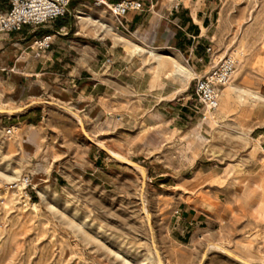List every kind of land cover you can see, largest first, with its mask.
<instances>
[{"label":"rangeland","instance_id":"rangeland-1","mask_svg":"<svg viewBox=\"0 0 264 264\" xmlns=\"http://www.w3.org/2000/svg\"><path fill=\"white\" fill-rule=\"evenodd\" d=\"M75 1L69 5L70 20L77 25L75 36L83 48L131 55L136 68L145 66L151 72L140 81L141 87L167 85L177 91L173 116H178L180 128L165 131L162 125L156 132L161 127L155 124L157 117L139 108L145 95L128 86V102L137 107L120 103L125 109L114 110L108 120L99 116L84 127L85 135L65 104L44 101L51 95L44 90L47 85L33 83L32 101L39 102H31L29 111L0 112V264H198L204 252L202 264H264V0H194V7L201 9L199 19L205 15V48H211L198 63L188 60V52L182 56L149 43L151 38H173V25L167 28L160 21L163 13L156 12L163 2L166 6L178 0H154L156 5L137 31L119 25L93 0ZM144 1L143 8L149 7V0ZM134 45L177 58L189 77L165 75L169 65L130 52ZM228 55L236 62L225 86L230 83L240 91L226 99L222 86L217 108L206 112L194 98L192 78ZM58 82L53 80L60 89ZM8 89V84L0 86L2 108L11 104L9 91H2ZM138 118L137 130L146 142L144 156L130 159L122 154V160L99 152L107 136L112 147L117 144L128 152L132 141L121 145L120 133L111 130L125 124L132 130ZM137 161L151 179L146 180L142 202V172L133 164ZM193 177L199 179L194 186ZM203 182L206 208L217 214L216 220L202 230L200 244L168 250L160 238L165 213L175 207V198ZM217 189L215 205L210 199ZM208 244L221 249H207Z\"/></svg>","mask_w":264,"mask_h":264},{"label":"crops","instance_id":"crops-1","mask_svg":"<svg viewBox=\"0 0 264 264\" xmlns=\"http://www.w3.org/2000/svg\"><path fill=\"white\" fill-rule=\"evenodd\" d=\"M115 2L117 0H110ZM145 6V1L140 0ZM154 0H149V7L144 8L142 12L129 11L121 18V23L125 29H133L137 31L147 20L153 7L156 5ZM76 2L71 1L69 5ZM147 2V1H146ZM164 4V2H163ZM160 6L156 14L163 13V21L165 26L172 24L173 38L169 40L163 37L151 38L150 44L159 48L160 46L168 47L174 51L189 53L188 60H195L196 63L204 61L205 46L208 45V35L205 31V15L199 19L200 8L194 7V0H186V4L182 0L176 3ZM9 8V0H0V11H5ZM71 11L69 6L65 15L57 19L41 25H23L17 31L0 32V86L8 84V90L11 94L10 105L0 107L7 110L8 113H16L18 109L29 111V106L34 99L33 83L44 87L50 95L47 100H56L61 104H65L72 112H74L87 129V125L96 121L100 116L105 120L112 118L111 114L114 110H123L125 106H121L124 102L127 103V108L131 107L134 110L137 107L135 102H128L127 95L129 93L128 86L138 94L145 95L141 102V109L148 110L157 117L156 132L162 130H178V116H173V107L176 106L175 96L177 91L168 89L167 85H157L155 88H149V85L141 87L140 81L151 72L147 71L146 67H135L133 61L126 54L115 56L114 53L107 50L101 54L96 48L91 45H84L82 40L75 36L78 31H75L77 25L70 20ZM169 28V27H167ZM156 33V32H155ZM74 34V36H72ZM44 36H50L49 45L46 48H37L34 41L40 40ZM207 39V40H206ZM117 45L112 44L111 49ZM156 48V47H154ZM109 51V52H108ZM173 55V54H172ZM171 57V56H170ZM105 58H109L111 63L106 64ZM154 61L161 64L168 62L170 70L171 64L166 58ZM173 60L177 58H173ZM167 65V64H166ZM153 67L156 65L153 64ZM191 68H196L194 65ZM161 66L157 67V74H160ZM164 71H167L164 69ZM163 72V71H162ZM194 73H196L193 70ZM60 89L55 88L53 80H59ZM126 83L120 84V81ZM134 80V81H132ZM55 97L57 99H55ZM30 98V99H28ZM16 106V104H18ZM53 102V101H50ZM121 103V104H120ZM120 104V105H119ZM181 105V104H178ZM172 110V111H171ZM124 114V112H123ZM14 115V114H13ZM21 115V113L19 114ZM125 115V114H124ZM116 120L122 117L120 114L115 116ZM14 120V118H12ZM139 120V121H138ZM112 121V120H111ZM141 123L138 118L132 127L128 124L112 129L120 133L121 145L128 141H132L128 152L119 145H110V136L106 137V148L113 150L121 155L132 159L135 156H144L146 142L145 137L141 136L137 130V124ZM15 122L13 124H17ZM113 123V122H112ZM165 126L167 129H165ZM130 127V128H129ZM160 129V130H159ZM91 130L88 133L91 135ZM129 135V136H128ZM103 140V139H102ZM99 152H105L103 148H99ZM114 148V149H113ZM100 155V154H99ZM98 155V156H99ZM96 158V156H95ZM138 164L139 161H137ZM147 179H151L147 176ZM198 177L192 178L193 186L198 182ZM198 185V184H197ZM195 185V186H197ZM220 190L217 189L211 196L215 205L216 200H219ZM210 197V196H209ZM208 197H205V182L201 186L192 190V193L186 194L184 197H177L173 201L175 207L165 213L163 224L160 226V238L168 248H178L181 246L198 245L203 237L202 230L210 227V222L215 221L217 214L210 212L206 206L209 205ZM168 204H172L169 202ZM222 213L219 210L218 215ZM161 220V218L159 219ZM185 251L186 248H182ZM192 254V253H191Z\"/></svg>","mask_w":264,"mask_h":264},{"label":"built area","instance_id":"built-area-1","mask_svg":"<svg viewBox=\"0 0 264 264\" xmlns=\"http://www.w3.org/2000/svg\"><path fill=\"white\" fill-rule=\"evenodd\" d=\"M73 0H9V8L0 11V32L17 31L23 25H41L48 23L66 14L70 2ZM95 6L108 10L119 23L121 18L129 11L142 12L143 3L140 0H93ZM50 36H44L34 41L37 48H46ZM205 53L211 51L210 46L205 48ZM111 63L109 58L104 60ZM235 59L228 55L213 63L209 70L195 75L193 81V95L198 104L206 112L214 111L218 106L220 88L229 80L235 67ZM12 127L6 128L5 133L11 134ZM264 176V174H263Z\"/></svg>","mask_w":264,"mask_h":264},{"label":"bare ground","instance_id":"bare-ground-1","mask_svg":"<svg viewBox=\"0 0 264 264\" xmlns=\"http://www.w3.org/2000/svg\"><path fill=\"white\" fill-rule=\"evenodd\" d=\"M84 18V17H83ZM88 19V18H87ZM89 20V19H88ZM94 20V19H93ZM100 25H102V24H100ZM103 27L104 28H106V25H103ZM107 29L108 30H112V28H110V27H108L107 26ZM98 31V30H97ZM100 31V30H99ZM102 31V30H101ZM103 32V31H102ZM107 32V31H106ZM99 35H100V32L98 33ZM97 34V35H98ZM133 47V46H132ZM130 52H139V53H145L146 55L148 54L149 56L150 55H152L156 60H159V62H160V59H162V58H166L169 62H170V64H171V67H172V70L171 71H168V69H167V71L165 72V75H175V76H177V74L178 73H181V74H183L186 78L187 77H189V75H190V73H189V71L183 66V65H181V64H179V63H177L175 60H173L172 59V57H170V56H164V55H160V54H156V53H154L152 50H147V49H143V48H141L139 45L138 46H136V45H134V47L132 48V50L130 51ZM164 65H168L169 63L168 62H166V64L165 63H163ZM158 67V66H157ZM162 69V68H161ZM232 74H234V73H232ZM232 76V75H231ZM230 76V77H231ZM235 76V75H234ZM229 80H230V78H229ZM228 82V81H227ZM227 82L224 84V86L227 84ZM227 89L229 90V91H227ZM241 89V88H240ZM236 90H238V91H240L239 90V88H236V86L234 87L233 85H231L230 83H229V85H227V86H225V88L223 89V94L225 95V98L226 99H229L230 98V92H235ZM221 96V95H220ZM219 96V97H220ZM221 99V98H220ZM221 103V102H220ZM254 104V103H253ZM220 105V104H219ZM230 105V104H229ZM228 104H227V106H229ZM220 109V108H219ZM67 111H68V109H67ZM69 112V111H68ZM219 112V111H218ZM71 113V112H70ZM214 113H216V111L214 112ZM72 115H74L75 117H76V119H78V120H80L79 119V117L74 113V112H72L71 113ZM212 114V113H211ZM227 114V113H226ZM218 115V114H217ZM209 119H211V120H214L215 119V116H212V115H209ZM215 121V120H214ZM259 150V149H258ZM261 150V149H260ZM109 153H110V155L111 156H113V157H116V158H119V159H122V160H126L122 155H120V154H118L117 152H115V151H112V150H109ZM134 168H136L138 171H140V172H142V170L139 168V167H137V166H135ZM18 177V176H17ZM251 178V177H250ZM14 180V179H13ZM257 180V179H256ZM17 183V182H16ZM15 184V183H14ZM42 195V194H41ZM43 197V196H42ZM151 234H153V233H151ZM207 246V249H209V248H218V249H221L219 246H216V245H213V244H208V245H206ZM205 256H206V252H204V253H202L201 254V257H200V260H199V263L198 264H202V262H203V260L205 259ZM158 259V258H157ZM158 262L160 263H162V261H161V259L159 258V260H158ZM163 264V263H162Z\"/></svg>","mask_w":264,"mask_h":264},{"label":"water","instance_id":"water-1","mask_svg":"<svg viewBox=\"0 0 264 264\" xmlns=\"http://www.w3.org/2000/svg\"><path fill=\"white\" fill-rule=\"evenodd\" d=\"M0 112H7V110L0 109ZM80 127H81L82 131L85 133V135H88L87 132L85 131V128H84L83 124L81 122H80ZM101 148H103L108 153V155H110L109 150L106 147L102 146ZM133 164L135 166L139 167V168H142V166L140 164H138L137 162H134ZM141 170H142V173H141V182H140V189H139V198H140V201L142 202L143 192H144V189H145V186H146L147 176H146V172L143 169H141ZM142 209L144 210V205H142ZM150 218H151V216L147 215V225L149 227V230L151 229V224H150V221H149ZM156 253H158V252L156 251Z\"/></svg>","mask_w":264,"mask_h":264}]
</instances>
